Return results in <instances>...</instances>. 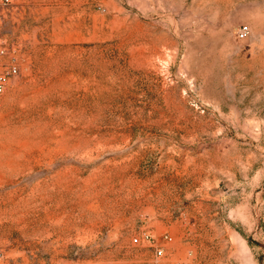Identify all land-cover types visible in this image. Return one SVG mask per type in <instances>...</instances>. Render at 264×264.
<instances>
[{
    "label": "rangeland",
    "instance_id": "1",
    "mask_svg": "<svg viewBox=\"0 0 264 264\" xmlns=\"http://www.w3.org/2000/svg\"><path fill=\"white\" fill-rule=\"evenodd\" d=\"M0 27V264H149L143 233L264 264V0H10Z\"/></svg>",
    "mask_w": 264,
    "mask_h": 264
},
{
    "label": "built area",
    "instance_id": "2",
    "mask_svg": "<svg viewBox=\"0 0 264 264\" xmlns=\"http://www.w3.org/2000/svg\"><path fill=\"white\" fill-rule=\"evenodd\" d=\"M9 3L10 0H0V6H6ZM250 35L251 28L248 25H242L236 32V37L239 40H247ZM19 73L20 64L18 60L9 53L6 41L0 37V95L6 91L10 85L11 79L17 77ZM172 241L173 238L169 234H165L162 237V241H159L150 233H143L133 239L135 244H149V247L153 251V261L149 264H168L164 262L166 255L163 243H171ZM0 257L3 259L4 255L1 254Z\"/></svg>",
    "mask_w": 264,
    "mask_h": 264
},
{
    "label": "bare ground",
    "instance_id": "3",
    "mask_svg": "<svg viewBox=\"0 0 264 264\" xmlns=\"http://www.w3.org/2000/svg\"><path fill=\"white\" fill-rule=\"evenodd\" d=\"M84 208H85V207H84ZM87 208H90V209L92 208V209H93V207H87ZM96 208H97V207H96ZM85 209H86V208H85ZM85 209H84V210H85ZM90 209H89V210H90ZM94 209H95V208H94ZM107 209H108V208H107ZM96 210H97V209H96ZM94 211H95V210H94ZM88 212H89V211H88ZM108 212H110L109 209H108ZM83 214H84V213H83ZM86 216H87V215H86ZM86 216H85V217H86ZM82 217H83V216H82ZM82 217H81V218H82ZM88 217H89V218H92V219H93V218H94V219H98L100 216L97 215V214H94V213H93V214L90 213V215H89ZM86 218H87V217H86ZM83 221H84V220H83ZM80 222H81V221H80ZM91 222H92V221H91ZM67 223H69V222H67ZM78 223H79V221H78ZM75 224H76V223H75ZM78 225H79V224H78ZM78 225H76V226H78ZM72 226H75V225H72ZM66 228H67V227H66ZM75 228H76V227H75ZM79 228H80V227H79ZM68 230H69V229H68Z\"/></svg>",
    "mask_w": 264,
    "mask_h": 264
}]
</instances>
